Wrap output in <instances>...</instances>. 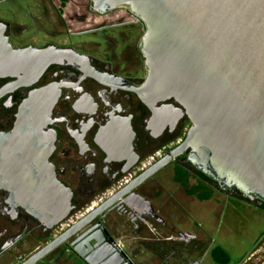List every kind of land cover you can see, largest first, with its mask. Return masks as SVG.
Listing matches in <instances>:
<instances>
[{
  "label": "flooded vegetation",
  "instance_id": "obj_1",
  "mask_svg": "<svg viewBox=\"0 0 264 264\" xmlns=\"http://www.w3.org/2000/svg\"><path fill=\"white\" fill-rule=\"evenodd\" d=\"M3 1L7 5L0 7V41L7 39L15 48H73L87 62H50L38 76L0 73V264H85L69 250L72 239L66 237L67 229L122 187L106 192L123 177L124 169L133 172L129 182L177 145L189 120L186 115L177 118L173 112L152 119L150 108L128 88L145 76L139 47L144 24L126 7L99 12L90 9V0ZM30 96L35 98V110L28 111L25 124L35 127L31 134L37 140L26 142L25 147L12 130ZM41 102L46 106L42 116ZM30 145L48 153L55 176L72 191L71 209L57 223L54 217L31 214L13 190L21 184L17 172ZM167 164L172 169H188L195 182L202 184L201 193L208 186L215 199L223 198L227 209L242 210L250 200L235 188L223 190L212 180L201 179L185 154ZM158 170L136 187L144 202L162 184L161 173L155 174ZM252 201L264 212V202ZM136 207L138 212L130 213L122 227L134 223L142 233L153 229L163 235V217L145 205ZM112 208L114 215L126 210L121 204ZM109 230L122 247L117 225ZM164 240V258H168L192 253L207 239L178 231L174 238L169 235ZM50 245L54 246L43 256L31 259Z\"/></svg>",
  "mask_w": 264,
  "mask_h": 264
},
{
  "label": "water",
  "instance_id": "obj_2",
  "mask_svg": "<svg viewBox=\"0 0 264 264\" xmlns=\"http://www.w3.org/2000/svg\"><path fill=\"white\" fill-rule=\"evenodd\" d=\"M115 7H126L144 24L139 47L145 76L128 88L150 108L152 119L173 112L186 115L189 126L177 145L67 229L69 250L85 264H133L109 227L123 226L138 212L137 204L149 206L136 187L180 154L219 188L264 202V0H90V9L99 12ZM61 59L87 62L73 48H15L0 41L1 74L38 76ZM35 104L30 96L12 130L25 147L37 140L35 127L25 124ZM45 108L41 102L40 116ZM47 154L30 145L17 172L21 184L13 190L31 214L57 223L71 209L72 191L55 176ZM116 204L126 210L114 215Z\"/></svg>",
  "mask_w": 264,
  "mask_h": 264
},
{
  "label": "rangeland",
  "instance_id": "obj_3",
  "mask_svg": "<svg viewBox=\"0 0 264 264\" xmlns=\"http://www.w3.org/2000/svg\"><path fill=\"white\" fill-rule=\"evenodd\" d=\"M3 5L7 3L0 0V7L4 8ZM186 129L185 126L182 131ZM168 165L155 174H168ZM226 206L223 198L214 197L194 199L191 205L185 206L187 211L180 213L175 223L183 233L206 236L209 246L206 251L200 248L182 256L164 258V264H264V212L256 209L252 200L242 210ZM216 245L228 253V262L219 263L211 257L208 250ZM147 256L149 259L150 254ZM146 263L152 264L150 260Z\"/></svg>",
  "mask_w": 264,
  "mask_h": 264
},
{
  "label": "crops",
  "instance_id": "obj_4",
  "mask_svg": "<svg viewBox=\"0 0 264 264\" xmlns=\"http://www.w3.org/2000/svg\"><path fill=\"white\" fill-rule=\"evenodd\" d=\"M168 166V174L161 172L163 176L162 184L156 188L152 196L147 197L150 206H147L149 210L154 214H159V216H162L164 219L160 231L164 236L162 234L159 235L158 232L156 233L153 229H150L146 234L142 233L134 223H131L126 228L117 226L118 238L120 239L119 242L123 243L122 249L131 259L140 264H147L145 262L149 260L152 264H164V251L167 250L165 248L166 244L164 239L169 235H172L174 238L176 232L180 231L178 225L175 223V221L179 219V214L187 211L188 207L185 208V206L191 205L194 199L208 200L213 197L208 186H206L207 190L201 193L200 187H198L199 182H195L193 179L194 174L188 171V169L182 167V169L190 173L187 185L185 186L179 180L175 179V175L177 174L175 173V169H172V165ZM195 179L197 180L196 177ZM143 234L146 237H144ZM202 237L206 239V236ZM207 246H209V242L206 241L201 249L206 251ZM213 248L214 246L208 250L212 258L211 250ZM147 253L150 254L149 259Z\"/></svg>",
  "mask_w": 264,
  "mask_h": 264
},
{
  "label": "trees",
  "instance_id": "obj_5",
  "mask_svg": "<svg viewBox=\"0 0 264 264\" xmlns=\"http://www.w3.org/2000/svg\"><path fill=\"white\" fill-rule=\"evenodd\" d=\"M184 135V132H182V136ZM196 174H198V176L203 179V180H210L211 179L209 177H207L206 175H204L203 173H201L199 170L195 169ZM175 173L177 175H175V179L179 180L183 185H187V180L188 177L190 175V173L188 171H186L185 169H182V167L177 166L175 168ZM198 187L202 188V184H198ZM211 193V192H210ZM264 205V203H263ZM211 254L213 256V259L216 262L219 263H226L229 261V255L228 253L220 246V245H216L212 250H211Z\"/></svg>",
  "mask_w": 264,
  "mask_h": 264
},
{
  "label": "built area",
  "instance_id": "obj_6",
  "mask_svg": "<svg viewBox=\"0 0 264 264\" xmlns=\"http://www.w3.org/2000/svg\"><path fill=\"white\" fill-rule=\"evenodd\" d=\"M152 158V156L150 157ZM133 174V172L129 171V172H126L123 177L119 180V182H117L114 186L108 188L106 190L107 193H112L115 189L123 186L125 183L128 182V180L130 179L131 175Z\"/></svg>",
  "mask_w": 264,
  "mask_h": 264
}]
</instances>
